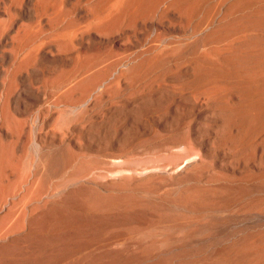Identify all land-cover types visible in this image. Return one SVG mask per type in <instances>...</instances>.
<instances>
[{"label":"rangeland","instance_id":"374dc122","mask_svg":"<svg viewBox=\"0 0 264 264\" xmlns=\"http://www.w3.org/2000/svg\"><path fill=\"white\" fill-rule=\"evenodd\" d=\"M0 264H264V0H0Z\"/></svg>","mask_w":264,"mask_h":264},{"label":"bare ground","instance_id":"6f19581e","mask_svg":"<svg viewBox=\"0 0 264 264\" xmlns=\"http://www.w3.org/2000/svg\"><path fill=\"white\" fill-rule=\"evenodd\" d=\"M38 155V154H37ZM57 246V245H56ZM31 262V261H30Z\"/></svg>","mask_w":264,"mask_h":264}]
</instances>
